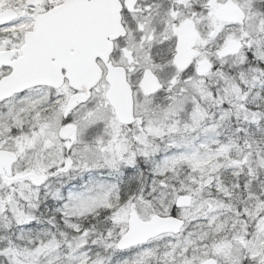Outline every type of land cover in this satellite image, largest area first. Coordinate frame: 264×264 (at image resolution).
<instances>
[{
  "label": "snow or ice",
  "instance_id": "6c2138e0",
  "mask_svg": "<svg viewBox=\"0 0 264 264\" xmlns=\"http://www.w3.org/2000/svg\"><path fill=\"white\" fill-rule=\"evenodd\" d=\"M0 264H264V0H0Z\"/></svg>",
  "mask_w": 264,
  "mask_h": 264
}]
</instances>
